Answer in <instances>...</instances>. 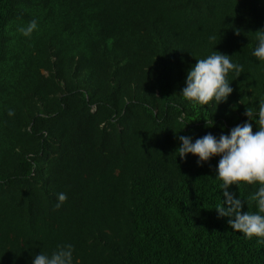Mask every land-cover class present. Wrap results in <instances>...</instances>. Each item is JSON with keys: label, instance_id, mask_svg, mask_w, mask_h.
Wrapping results in <instances>:
<instances>
[{"label": "trees", "instance_id": "trees-1", "mask_svg": "<svg viewBox=\"0 0 264 264\" xmlns=\"http://www.w3.org/2000/svg\"><path fill=\"white\" fill-rule=\"evenodd\" d=\"M262 29L264 0H0V264L64 244L76 264H264V243L215 210L219 157L176 152L257 110ZM214 50L243 66L233 92L188 103L187 71Z\"/></svg>", "mask_w": 264, "mask_h": 264}, {"label": "clouds", "instance_id": "clouds-1", "mask_svg": "<svg viewBox=\"0 0 264 264\" xmlns=\"http://www.w3.org/2000/svg\"><path fill=\"white\" fill-rule=\"evenodd\" d=\"M37 28V21L33 19L18 27L17 31L24 37H30ZM255 33L256 45L251 55L259 62L258 66L264 67V29ZM213 39L214 36L209 37L210 41ZM230 57L214 50L204 58L196 59V63L187 71L180 96L188 103L203 107L226 101L233 92L227 79L228 74L234 72L238 77L243 68L242 65L233 63ZM244 114L248 120L230 129L228 134L222 133L218 138L211 133L194 141L190 136H178L180 145L176 152L181 159L187 154L196 156L198 165L219 157L215 177L221 181L223 205H217L215 210L220 216L231 218L228 223L234 232H239L249 240L255 237L256 242L261 244L264 243V98L258 100L255 112L247 107ZM8 115H13L11 109ZM250 121H255L257 125L255 132ZM241 183L258 185L246 200L228 190L230 186L239 187ZM66 199L65 193H57L55 207L59 208ZM250 201L255 202L256 211H242ZM73 251L71 244L57 245L51 254L42 251L35 254L32 264H76Z\"/></svg>", "mask_w": 264, "mask_h": 264}]
</instances>
